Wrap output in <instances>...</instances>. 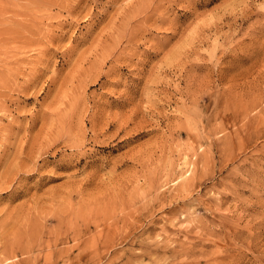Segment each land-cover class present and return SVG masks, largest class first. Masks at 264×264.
Returning <instances> with one entry per match:
<instances>
[{
	"label": "rangeland",
	"instance_id": "obj_1",
	"mask_svg": "<svg viewBox=\"0 0 264 264\" xmlns=\"http://www.w3.org/2000/svg\"><path fill=\"white\" fill-rule=\"evenodd\" d=\"M130 1L0 0V264H264V0Z\"/></svg>",
	"mask_w": 264,
	"mask_h": 264
},
{
	"label": "bare ground",
	"instance_id": "obj_2",
	"mask_svg": "<svg viewBox=\"0 0 264 264\" xmlns=\"http://www.w3.org/2000/svg\"><path fill=\"white\" fill-rule=\"evenodd\" d=\"M132 1V0H131ZM130 1V2H131ZM136 1V2H135ZM141 1H143V0H141ZM140 0H134V1H132L131 3H132V5L134 6L135 4L137 5V2H141ZM161 2V1H160ZM146 3V2H145ZM175 3V2H174ZM62 4V3H61ZM139 4V3H138ZM142 4H143V2H142ZM150 4V3H149ZM146 5V4H145ZM59 6V5H58ZM126 6V5H125ZM143 7H145L144 5H142ZM167 6V5H166ZM158 8V7H157ZM156 8V9H157ZM133 9V7H131L130 8V10H132ZM140 9H141V7H140ZM142 9H145V8H142ZM141 9V10H142ZM149 8H147V10H148ZM159 9V8H158ZM125 10V9H124ZM134 10V9H133ZM143 11V10H142ZM145 11H146V9H145ZM145 11H143L144 12V14H145ZM126 12V11H125ZM131 12V11H130ZM137 12V11H136ZM148 12V11H147ZM140 14V13H139ZM152 14V13H151ZM159 14V13H158ZM125 15V14H124ZM126 15H127V13H126ZM147 15V14H146ZM145 15V16H146ZM131 16V15H130ZM148 16V15H147ZM126 17V16H125ZM132 17V16H131ZM145 18V17H144ZM64 21V20H63ZM62 22V21H61ZM62 24V23H61ZM57 26V25H56ZM61 26V25H60ZM8 32V31H7ZM1 33V32H0ZM5 33V32H4ZM11 37V36H10ZM23 38V37H22ZM12 41V40H11ZM22 41V40H21ZM42 41V40H41ZM31 42V41H30ZM7 43H8V41H7ZM32 44V43H31ZM41 44V43H40ZM10 45V44H9ZM34 46V45H33ZM32 46V47H33ZM2 50V49H1ZM3 51V50H2ZM0 53H1V51H0ZM5 53V52H4ZM2 54V53H1ZM1 59V58H0ZM102 60V59H101ZM3 63V62H2ZM17 69V68H16ZM13 70V69H12ZM17 72V71H16ZM20 73V72H19ZM0 74H3V71L0 73ZM18 74V73H17ZM9 76H12V77H15V78H17V76L16 75H14L13 73H11V72H9V74H8ZM0 76H2V75H0ZM19 76V75H18ZM8 77V76H7ZM0 79H1V77H0ZM2 81H4V80H2ZM41 84V83H40ZM25 87V86H24ZM27 87V86H26ZM33 87H35V86H33ZM26 89V88H25ZM37 97V96H36ZM5 104V103H4ZM1 105V104H0ZM0 107H2V106H0ZM5 107V106H4ZM5 110V109H4ZM7 110V109H6ZM108 116H106V118H107ZM109 119V118H108ZM109 121H110V119H109ZM64 122V121H63ZM109 124V123H108ZM95 125V124H94ZM110 126V125H109ZM105 128V127H104ZM95 130V129H94ZM97 131V130H96ZM96 133V132H95ZM51 138V137H50ZM51 140V139H50ZM41 141V140H40ZM79 143V142H78ZM41 145V144H40ZM49 146V145H48ZM56 149V148H55ZM27 151V150H26ZM36 151V150H35ZM47 152V151H46ZM39 153V152H38ZM26 154H28V153H26ZM30 154V153H29ZM40 155H41V153H40ZM43 155V154H42ZM38 156V155H37ZM36 157V156H35ZM41 157V156H40ZM38 159V158H37ZM34 160V159H33ZM29 161V160H28ZM19 162V161H18ZM34 162V161H33ZM36 163H37V161H36ZM35 163V164H36ZM41 163V162H40ZM44 163V162H43ZM28 164H29V162H28ZM13 165V164H12ZM16 165H17V163H16ZM5 166V165H4ZM10 166V165H9ZM17 167H20V166H17ZM26 167V166H25ZM35 168H36V166H35ZM11 169V168H10ZM16 169H18V168H16ZM15 169V170H16ZM3 170H4V168H3ZM20 171V170H19ZM24 171V170H23ZM15 176V175H14ZM19 176V175H18ZM70 176H72V175H70ZM75 176V175H74ZM95 176V175H94ZM2 177H4V176H2ZM70 178V177H69ZM74 178V177H73ZM89 178V177H88ZM10 180V179H9ZM83 180V179H82ZM87 180V179H86ZM90 180H92V179H90ZM15 181V180H14ZM85 181V180H84ZM10 182V181H9ZM83 182V181H82ZM87 181H85L84 183H86ZM89 182V181H88ZM91 182V181H90ZM11 183V182H10ZM79 183V182H78ZM82 184V183H81ZM76 185V184H75ZM87 186V185H86ZM71 187V186H70ZM11 188V187H10ZM83 188V187H82ZM86 188V187H85ZM85 188H83L84 190H85ZM88 188V187H87ZM13 190H14V188H13ZM4 191V190H3ZM80 192V191H79ZM83 193V192H82ZM90 204H91V201L89 202ZM88 203V204H89ZM93 204V203H92ZM76 212V211H75ZM84 224V223H83ZM105 224V223H104ZM79 225V224H78ZM57 241V240H56ZM13 249V248H12ZM12 252H14V253H16L17 254V251L16 250H12Z\"/></svg>",
	"mask_w": 264,
	"mask_h": 264
}]
</instances>
